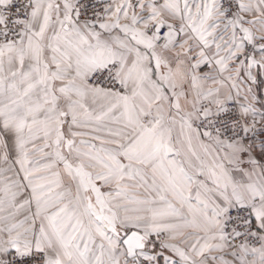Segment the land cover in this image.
<instances>
[{
	"label": "snow or ice",
	"instance_id": "6c2138e0",
	"mask_svg": "<svg viewBox=\"0 0 264 264\" xmlns=\"http://www.w3.org/2000/svg\"><path fill=\"white\" fill-rule=\"evenodd\" d=\"M0 264H264V0H0Z\"/></svg>",
	"mask_w": 264,
	"mask_h": 264
}]
</instances>
